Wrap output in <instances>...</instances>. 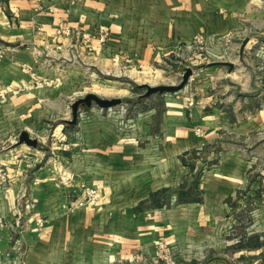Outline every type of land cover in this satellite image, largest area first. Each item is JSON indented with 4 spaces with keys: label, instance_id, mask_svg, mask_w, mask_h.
<instances>
[{
    "label": "rangeland",
    "instance_id": "rangeland-1",
    "mask_svg": "<svg viewBox=\"0 0 264 264\" xmlns=\"http://www.w3.org/2000/svg\"><path fill=\"white\" fill-rule=\"evenodd\" d=\"M83 37L89 43L95 36ZM221 61L234 62V69ZM131 63L91 67L71 80H37L41 87H64L55 96L63 100L47 103L42 117H32L29 124L18 118L0 123V244L2 230L9 229V250L0 264H25L33 232L77 207L137 201L135 211L158 208L159 218L174 223L159 236L145 233L119 257L105 250L110 264H264V0L252 2L248 19L234 35L195 38L149 61ZM187 68L193 74L183 88L143 96V83L179 84ZM91 92L122 102L108 108L96 102L81 105L77 122L68 123L72 103ZM24 130L38 139L36 147L17 143ZM189 130L196 141L181 144ZM105 141L111 153L127 149L130 155L136 148L126 164L130 168L103 167ZM36 149L46 156L30 162ZM169 158L177 163L174 181L155 187L152 171L164 178L159 164ZM78 162L85 170L81 174ZM46 166L47 178L37 174ZM63 166L68 171L57 177ZM132 168L142 172L137 183L108 182ZM27 173L30 182L13 200L16 176ZM221 177L229 187L226 194L207 199L214 179ZM112 188L128 192V198L111 199ZM142 196L148 197L141 201ZM187 204L198 205L195 214Z\"/></svg>",
    "mask_w": 264,
    "mask_h": 264
},
{
    "label": "crops",
    "instance_id": "crops-1",
    "mask_svg": "<svg viewBox=\"0 0 264 264\" xmlns=\"http://www.w3.org/2000/svg\"><path fill=\"white\" fill-rule=\"evenodd\" d=\"M253 1L0 0V123L18 118L29 124L32 117H42L47 103L63 100L55 96L64 87H41L37 80L56 76L76 79L91 67L107 69L124 60L134 64L149 61L163 49H175L179 43H190L195 38L210 40L234 35L240 30L242 21L248 19ZM66 26L71 27V32L64 29ZM105 29L109 36L101 42L100 36ZM92 34L95 37L87 43L83 36ZM180 141L191 145L196 140H192L189 130ZM109 145L105 141L103 167L130 168L126 164L135 156L136 148H131L130 155L127 149L111 153V148H107ZM40 147L44 148L43 145ZM41 149L30 155L33 157L30 162L42 161L46 155ZM94 160V165L100 161ZM77 165L79 174L85 171L79 162ZM159 165L165 169V176L159 177L152 171L156 177L155 187L170 186L176 174V159L169 158ZM131 170H124L121 178L114 180L111 177L108 182L137 183L142 172L135 168ZM47 171L50 172L46 166L37 174L43 177ZM63 171L68 170L63 166L57 177L63 178ZM29 177L28 173L16 176L12 185L13 200L18 190L26 188ZM227 185L222 177L214 179L206 198L223 197L229 188ZM235 186L232 183L230 187ZM111 190H115L111 199L128 198V192ZM147 197L139 199L143 201ZM137 202L133 205L109 203L96 209L77 207L69 214L54 218L38 233L33 232L35 242L25 256V264H110L105 250L109 249L114 257H119L129 248L133 249L145 233L159 236L174 223L159 218L158 208L135 211ZM197 209V204H187L190 215ZM186 215L190 217L188 212ZM135 230L139 231L138 237ZM1 233L0 257L9 250V229H3Z\"/></svg>",
    "mask_w": 264,
    "mask_h": 264
},
{
    "label": "water",
    "instance_id": "water-1",
    "mask_svg": "<svg viewBox=\"0 0 264 264\" xmlns=\"http://www.w3.org/2000/svg\"><path fill=\"white\" fill-rule=\"evenodd\" d=\"M218 63L222 65H228L230 71H232L235 67L234 62L221 61ZM192 74H193V69L187 68L179 84L151 85L149 83H143L142 86L147 88V91L143 94V96H149L155 92H163V91H168V90H171V91L179 90L187 84ZM93 102H96L98 105L102 107L108 108V107H112V106L120 104L122 102V99L119 97L105 98V97L99 96L96 93H92V92L88 93L86 96L81 97L72 103L73 118L68 120L67 122L71 124L76 123L78 120V116H79L80 106L81 105L91 106ZM24 142H26L28 145L35 146V147L38 145V139L36 137H33L26 130L21 132L20 138L17 141L18 144H21Z\"/></svg>",
    "mask_w": 264,
    "mask_h": 264
},
{
    "label": "built area",
    "instance_id": "built-area-1",
    "mask_svg": "<svg viewBox=\"0 0 264 264\" xmlns=\"http://www.w3.org/2000/svg\"><path fill=\"white\" fill-rule=\"evenodd\" d=\"M108 35V32H106L103 36H102V40H104L105 39V37Z\"/></svg>",
    "mask_w": 264,
    "mask_h": 264
},
{
    "label": "trees",
    "instance_id": "trees-1",
    "mask_svg": "<svg viewBox=\"0 0 264 264\" xmlns=\"http://www.w3.org/2000/svg\"><path fill=\"white\" fill-rule=\"evenodd\" d=\"M157 194L155 193L153 196L155 197Z\"/></svg>",
    "mask_w": 264,
    "mask_h": 264
}]
</instances>
